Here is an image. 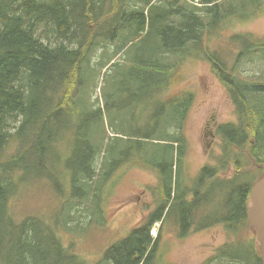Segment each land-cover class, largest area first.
<instances>
[{"label":"trees","instance_id":"16d2710c","mask_svg":"<svg viewBox=\"0 0 264 264\" xmlns=\"http://www.w3.org/2000/svg\"><path fill=\"white\" fill-rule=\"evenodd\" d=\"M126 1L0 0V264H91L64 245L58 218L56 227L47 223L49 219L32 213L17 218L11 209V199L23 177L27 180L48 177L58 181L62 174L58 192L69 189L77 200L73 212L82 213L81 202L86 200L92 215L94 206L101 208L100 203L112 200V195L102 200L106 192L103 186L125 165L157 175L154 188H158L163 198L161 207L146 222L136 225L125 237L107 247L101 261L94 264H160L157 246L161 235L154 238L151 229L156 222L163 225L164 212L172 196L176 161L173 157L178 158L176 180L182 176L185 160L182 148H178L177 154L167 145L153 142L158 138L151 133L141 135L134 143H120L119 137L107 146L100 141L101 110L83 107L80 103L83 100L77 98L82 84L98 65H90V56L95 49L108 50L112 44L110 63L142 32L150 37L157 29L156 47L151 53L137 57L129 73L144 82H154L155 88L163 82L166 84L159 80H167L164 92L169 95L183 84L178 76L187 80L193 74L191 68L190 74L187 73L188 64L181 56L194 54L199 45L207 44L215 28L236 29L238 26L232 31L231 39L245 45V54L252 61V45L258 39L240 29L264 13V0H250L253 7L249 8L243 2L235 4V0H167L168 8L163 6L166 0H133L132 5ZM243 9L245 11L240 13ZM113 26L116 32L108 39L107 31ZM121 27V32L128 31V35L120 43ZM243 53L239 55V62ZM211 61L213 73L226 86L227 95L235 105L237 119L218 128L221 150L225 152L219 159L237 168V173L230 178L228 191L236 195L230 199L231 213L227 216L231 219L222 223L232 229L245 224L251 227L247 220L250 194L253 184L264 174V71L252 69L246 77L240 64L228 68L220 60ZM171 78L177 80L169 82ZM171 96L165 101L174 104L177 99ZM58 123L67 126L60 127L55 134L52 127ZM168 131L167 128L164 132ZM148 142L153 146H148ZM62 143L67 144L63 168L59 154L57 162L49 155L54 146L60 153ZM243 166L245 176L254 173L252 181L242 180ZM254 166L259 172L251 170ZM47 168V172L43 170ZM216 173H220L219 168L207 166L203 170L208 177ZM180 183L181 180L179 188ZM223 184L224 181H220L217 185L223 187ZM208 188L206 184L197 183L195 193L198 196L209 194ZM91 193L94 205L89 198ZM172 200L181 204L186 197L177 193ZM185 219H189L188 210L177 219L182 235L188 233ZM233 219L237 221L230 222ZM78 222L83 225V220ZM250 244V259L263 264L260 251L253 250L254 242ZM243 248L240 244L236 256L229 253L227 256L236 257L240 264H248Z\"/></svg>","mask_w":264,"mask_h":264},{"label":"rangeland","instance_id":"374dc122","mask_svg":"<svg viewBox=\"0 0 264 264\" xmlns=\"http://www.w3.org/2000/svg\"><path fill=\"white\" fill-rule=\"evenodd\" d=\"M165 2L164 8H168L167 0ZM241 2L246 4L248 8L252 5L250 0L234 1L237 5ZM128 3L132 5L134 1L127 0L126 4ZM199 5L201 6L200 2ZM244 11L245 9L241 10L240 13ZM252 11L254 10L252 9ZM121 15L122 13L119 16ZM228 22L235 25L233 20ZM121 29L122 27L119 29L118 36L120 43L128 35V31L121 32ZM236 29L215 28L211 31L214 35L208 36L207 42H209L207 44L199 45L194 54H187L186 57L181 56L188 64V67L185 66L187 73L190 74L191 68L193 74L192 79L188 78L187 80L178 76V79H181L179 81L183 84L173 89L170 95L174 99L181 100V102L176 100L174 105L166 102L165 100L168 99L169 95L163 94L167 80H159V82L166 81V84L163 82L159 88L158 86L155 88L154 82H144L129 73L137 57L140 58L146 53H151L156 47L157 29L153 31L150 37L147 36L146 32H142L110 63L108 60L109 53L113 50L112 44L108 50L102 47L95 49L90 56V65L95 66L96 63L98 65L95 66V70L88 81L85 80L82 84L83 88L77 94V98L83 100L80 101L83 107L89 109L90 106H93L101 110L102 120L98 125V139L110 144L114 143L113 139L117 138L114 136H120V143L127 144L131 141L134 143L133 140L138 139L143 134L151 133L158 138L154 139L153 142L164 146L170 143L165 137L164 131L167 128L168 130L179 129L178 122L182 114L179 110H190L184 132L188 138V149L184 160V175H187L183 177V183L189 182L190 176L195 175L202 163H216L221 152V146L213 144V141L208 145L209 132L214 130L218 123L235 121L236 118L234 106L226 94V86L222 82L219 83L210 71L212 63L209 59L216 60L219 58L228 68L234 65L240 48L241 50L245 48L242 42L238 43L231 39L234 36L232 31ZM240 30L241 32L246 31L245 33L251 34L252 38L258 39L254 45L264 49V13L251 20ZM107 32L108 39H110L109 36L116 32L115 26ZM262 54L263 57L260 58L259 56ZM192 62L195 64L191 65ZM240 63L246 65L243 71L246 77L251 74L252 67L254 71H264V50L257 53L254 61L250 62L244 58L243 62ZM175 80L177 79L171 78L169 82ZM186 86L190 88H185ZM184 91L187 92L184 93ZM190 93H195V96L188 109L186 105ZM62 126L66 127L67 125L58 123L52 127V132L57 134ZM82 141L87 142L86 140ZM147 145L153 146V143L148 142ZM12 154L13 150L8 156ZM58 154L59 164L63 168L67 157L65 148L61 149L59 153L54 146L49 155L53 161L57 162ZM48 169L43 170L47 172ZM121 170L126 171L124 176L128 179V184L122 187H120L121 177H119ZM243 170H245L244 166ZM251 170L259 172L257 166L252 167ZM177 171L174 170V188H176ZM236 172V167L229 170L226 175L227 179L224 180L223 189L219 194L216 195L214 189L210 196V206H206V209H210V213L215 215L231 213L230 199L236 198V195L231 193L232 190L228 191L231 189L230 176ZM253 175V172H249L246 176H242V180L252 181ZM59 177L61 180L63 175L59 174ZM60 180L53 181L46 177L40 180L32 178L28 182H21L11 199V209L17 218H20L21 214L32 213L43 219L44 217L49 219L46 222L53 225L58 218L60 220L59 226L62 228L59 229V235L64 245L71 252L82 255L91 264L101 261L100 259L103 258V253L107 247L125 237L135 225L144 219V214L141 213L144 208L140 207L141 205H145L147 210L150 209L147 215L152 209L157 210L156 201L150 194L151 189L157 183V175L144 169H131L130 166L128 169L121 168L107 187L104 185L106 192L103 193L102 200H107L111 195L112 200L102 202L101 208L96 209V213L87 219L85 216L81 217L80 213L72 211V209L74 210V198L69 189L66 192L61 191L63 194L58 193L62 186ZM89 198L92 201V193ZM170 205L171 209L174 210H171L170 215L169 209L166 210L163 225L161 222L154 225V228L157 229V235H161L157 246V260L160 264H240L236 257L227 260H215L213 255L216 249L228 251L238 244L244 245V260L248 264H258L257 260L250 259L252 244H250L249 238L255 234L247 225L229 230L224 225L219 224L216 238L212 241L199 239L196 235L192 237L180 235V228L175 223L174 218L189 208L178 202H173ZM83 212L90 214L87 207L83 209ZM80 218L83 220L82 226L78 223ZM224 235L225 237H223ZM228 238H231V242L224 244Z\"/></svg>","mask_w":264,"mask_h":264},{"label":"flooded vegetation","instance_id":"af4514ba","mask_svg":"<svg viewBox=\"0 0 264 264\" xmlns=\"http://www.w3.org/2000/svg\"><path fill=\"white\" fill-rule=\"evenodd\" d=\"M210 134L213 135L212 131H210ZM201 197L202 199L199 200L198 198ZM209 200H210V196H197L196 199H188L186 198V200L183 202V205L188 207V212H189V219L186 220V226H187V230L185 232H188L186 235H188V237H192V236H197L199 239H203L205 241H212L216 238L218 229L217 226L219 225L220 222V218L218 216L215 215H211V216H207L206 214H204V210L205 207L209 204ZM178 202V201H177ZM173 203V202H171ZM170 203V204H171ZM169 204V207L171 209V205ZM188 204H190L188 206ZM200 215H204L205 219H204V223L202 227H198V216ZM195 232H193V230H195ZM251 230L253 231V233L255 232L254 228L251 226ZM256 234V232H255ZM225 237V236H223ZM254 237H251V242L253 240ZM255 246L253 247V250H258V243H256V240L254 241ZM221 252H225V250L219 249ZM218 249H216V251L213 253L215 260L217 259V252H219Z\"/></svg>","mask_w":264,"mask_h":264},{"label":"water","instance_id":"95a60500","mask_svg":"<svg viewBox=\"0 0 264 264\" xmlns=\"http://www.w3.org/2000/svg\"><path fill=\"white\" fill-rule=\"evenodd\" d=\"M251 200L252 206L247 212V217L257 230L261 259L264 264V176L253 185Z\"/></svg>","mask_w":264,"mask_h":264},{"label":"bare ground","instance_id":"6f19581e","mask_svg":"<svg viewBox=\"0 0 264 264\" xmlns=\"http://www.w3.org/2000/svg\"><path fill=\"white\" fill-rule=\"evenodd\" d=\"M142 220H143V219H142ZM142 220H141V221H142Z\"/></svg>","mask_w":264,"mask_h":264}]
</instances>
